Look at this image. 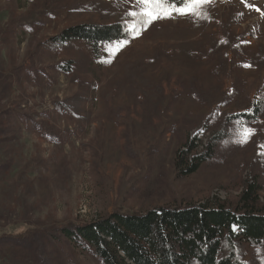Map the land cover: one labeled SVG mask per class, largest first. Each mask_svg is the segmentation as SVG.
Returning a JSON list of instances; mask_svg holds the SVG:
<instances>
[{
  "label": "rangeland",
  "instance_id": "374dc122",
  "mask_svg": "<svg viewBox=\"0 0 264 264\" xmlns=\"http://www.w3.org/2000/svg\"><path fill=\"white\" fill-rule=\"evenodd\" d=\"M142 7L136 0H0V264H101L41 231L114 212L234 206L251 177L264 206V119L247 125L255 130L247 143L237 142L243 128L232 124L195 174L180 178L175 166L189 138L201 150L232 110L199 101L191 83L217 93L226 51L241 88L263 78L245 64L264 50V0H213L197 15L170 8L171 16L146 27L129 15ZM205 10L209 19L199 23ZM127 17V38L42 46L69 27ZM225 37L243 46L222 44L205 55ZM36 233H43L41 250ZM262 257V249L245 247L247 262Z\"/></svg>",
  "mask_w": 264,
  "mask_h": 264
},
{
  "label": "trees",
  "instance_id": "16d2710c",
  "mask_svg": "<svg viewBox=\"0 0 264 264\" xmlns=\"http://www.w3.org/2000/svg\"><path fill=\"white\" fill-rule=\"evenodd\" d=\"M170 3L174 9L188 6L180 0H170ZM206 19H209L207 10L202 11L199 23ZM131 25L130 17L115 24L76 25L45 41L42 46L52 51L76 41L93 46L107 44L127 38ZM228 37H231L230 34ZM229 43L233 44L232 50H238L242 45L241 41L236 44L234 38H219L214 46H209L211 52L205 55L212 56L214 48L223 49L222 46ZM187 53L189 60L194 59L193 52ZM219 58L223 60L216 71L220 78L219 91H199L193 82L190 88L195 97L206 105L231 107L232 110L226 112L219 130L212 134L205 145L201 144V150H198L196 138H189L177 152L175 166L180 178L195 174L212 159L219 144L228 139L230 131L227 128L232 124H236V132H240L243 125L264 119V76L253 79L241 88L239 82L231 77L234 61L229 60L228 51ZM223 58H226V62ZM245 65L264 72V50L252 55ZM27 66L25 62L19 69L23 71ZM261 190L258 180L251 177L245 182L234 206L218 201L184 207L162 206L144 213L114 212L95 221L69 223L41 232L53 241L66 242L83 253L93 254L101 264H256L245 260L246 246L262 249L263 257L259 264H264ZM233 226L236 230H233ZM41 236L43 233H36L32 238V241L38 240L40 250L43 246V241H39ZM40 255L43 256L42 251L38 253Z\"/></svg>",
  "mask_w": 264,
  "mask_h": 264
},
{
  "label": "snow or ice",
  "instance_id": "6c2138e0",
  "mask_svg": "<svg viewBox=\"0 0 264 264\" xmlns=\"http://www.w3.org/2000/svg\"><path fill=\"white\" fill-rule=\"evenodd\" d=\"M181 3H186L190 7L187 9L177 8L175 11L180 14H200L201 8L200 6L209 5L213 2V0H180ZM136 3L142 5L143 7L139 12L132 11L129 13L132 17L139 16L146 27L148 24L152 23L154 19H160L161 14L171 16L172 12L169 10L171 8L170 0H136ZM167 5V7H165ZM256 11H260L259 8ZM133 31L135 29L133 28ZM243 133L240 139L237 141L238 143H247L251 136L255 134V130L247 127V125H243ZM233 230H236L235 226H233Z\"/></svg>",
  "mask_w": 264,
  "mask_h": 264
}]
</instances>
